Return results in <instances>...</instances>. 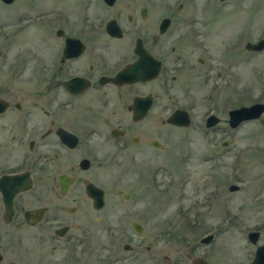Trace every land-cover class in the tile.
<instances>
[{
  "label": "flooded vegetation",
  "instance_id": "flooded-vegetation-1",
  "mask_svg": "<svg viewBox=\"0 0 264 264\" xmlns=\"http://www.w3.org/2000/svg\"><path fill=\"white\" fill-rule=\"evenodd\" d=\"M159 5L0 0V263L29 264L7 257L21 254L15 243L30 251L32 236L42 247L51 244L57 264H91L95 239L115 229L111 190L125 204L139 202L120 184L135 174L158 191L159 167L148 149L166 147L157 136L160 125L186 128L187 143L200 137L202 157L215 170L203 176V204L219 198L225 183L230 191L239 189L219 171L224 160L232 159L231 166L238 156L244 125L251 124L249 134L264 132L253 130L254 122L264 128V109L242 120L232 112L264 104V0ZM259 40L261 48L248 47ZM242 81L247 92L239 95ZM176 109L188 118L186 125L168 120ZM186 155L189 160L192 152ZM262 191L264 182L258 195ZM258 201L264 205V196ZM132 203L119 211L130 230L123 223L115 231L130 239L150 235L145 249L150 264H158L152 249L159 232L145 225L157 214L148 202L138 208ZM263 229L264 221L248 231L258 236L244 264L264 243H257ZM136 244L124 241L123 248L140 247L143 240ZM101 247L107 251L105 243ZM198 256L211 264L205 253L193 251L182 264Z\"/></svg>",
  "mask_w": 264,
  "mask_h": 264
},
{
  "label": "rangeland",
  "instance_id": "rangeland-1",
  "mask_svg": "<svg viewBox=\"0 0 264 264\" xmlns=\"http://www.w3.org/2000/svg\"><path fill=\"white\" fill-rule=\"evenodd\" d=\"M184 1L159 0V6L171 8L172 5L176 7L179 2ZM254 33L255 36L261 33L257 26ZM260 81L256 79L259 84ZM246 87V81L239 83V95L246 94ZM258 90L256 88L255 95ZM254 124L253 130H264L258 122ZM250 127L251 124L244 125L240 130L236 144L238 156L233 159L231 166L229 165L232 159H226L222 163V170L219 171L223 172L221 175L224 180L235 182L239 185V189L230 191L225 183L222 195L216 197V200L203 204L205 199L201 190L203 176H211L209 174L215 173V170H210L208 167L211 162L204 161L202 157L203 149L199 136L195 134L191 143L186 142L184 138L186 128L170 127L169 131L160 125L157 136L166 147L148 149L149 157L151 158L152 151L154 156L152 161L154 160L159 167L158 191L151 187L146 179L136 180L135 174H129L126 180L121 181L120 184L124 189L135 191L134 193L137 194L132 196V199L139 198V202L131 201V205L137 208L145 207L148 202L151 205L147 206L157 214L153 223L148 220L145 225L148 231L155 225L159 232L158 241L152 249V254L157 256L158 264H166L174 260L182 264L189 260L192 251L194 255L205 253L211 264H244L247 261L249 252L256 245L248 240L247 232L254 225H262L264 221V205H260L258 201L264 196V191L258 195L259 186L264 182V132L255 131L249 134ZM187 150L192 152L189 160L186 158ZM111 192L114 194L111 200L112 225L116 229L124 223V227L130 230L129 219L121 220L119 213L130 203L125 204L123 198L115 194L113 189ZM115 229L108 235L101 233L95 239V251L90 263L106 264V259L109 257L110 264H150L151 253L145 249V244L151 243L150 235H147V238L130 239L118 235ZM210 231L215 232V237L206 243L199 242V239ZM262 231L257 243L264 240V229ZM30 237L32 244H36L31 245L29 240H24L29 247L31 245L30 251L26 252L23 243H15L13 249L21 252V258L16 253L10 254L7 258L22 263L25 258L29 264H57V254L51 248V244L47 242L42 247L38 239ZM142 240L143 244L140 247L131 250L123 248L124 241L136 244ZM104 243L108 246V257L105 256L107 251L103 253L101 247ZM191 245L195 246L193 250L190 249ZM138 248L140 251H137Z\"/></svg>",
  "mask_w": 264,
  "mask_h": 264
},
{
  "label": "water",
  "instance_id": "water-1",
  "mask_svg": "<svg viewBox=\"0 0 264 264\" xmlns=\"http://www.w3.org/2000/svg\"><path fill=\"white\" fill-rule=\"evenodd\" d=\"M262 46H263V40H259L258 42L248 44V47L256 48V49L261 48ZM263 109H264V104L254 103L248 106H241L238 109H234L232 112L235 114L238 113L239 114L238 119L242 120V119H248L251 117H257ZM168 120L178 125H186L188 123V118L186 119L184 118L183 112L181 109H176L168 117ZM257 236H258L257 231H250L247 234V238L251 242H256ZM211 238H212V234H207L203 236L202 238H200V242H203V243L209 242ZM8 264H19V263L11 261ZM188 264H208V261L198 256L195 259H193L192 262ZM249 264H264V243L258 245L254 259Z\"/></svg>",
  "mask_w": 264,
  "mask_h": 264
}]
</instances>
